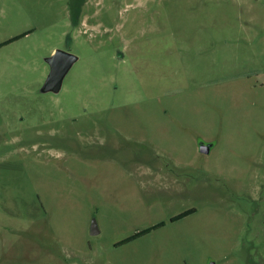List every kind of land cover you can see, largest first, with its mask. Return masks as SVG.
Listing matches in <instances>:
<instances>
[{
  "label": "rangeland",
  "instance_id": "obj_1",
  "mask_svg": "<svg viewBox=\"0 0 264 264\" xmlns=\"http://www.w3.org/2000/svg\"><path fill=\"white\" fill-rule=\"evenodd\" d=\"M0 264H264V0H0Z\"/></svg>",
  "mask_w": 264,
  "mask_h": 264
},
{
  "label": "water",
  "instance_id": "obj_2",
  "mask_svg": "<svg viewBox=\"0 0 264 264\" xmlns=\"http://www.w3.org/2000/svg\"><path fill=\"white\" fill-rule=\"evenodd\" d=\"M79 60V56L70 50L57 48L49 56L46 61L50 65V70L47 78L45 79L41 91L42 92H59L62 89L64 79L73 65ZM202 150L208 151L209 146L203 145ZM97 223L93 225V233H97Z\"/></svg>",
  "mask_w": 264,
  "mask_h": 264
},
{
  "label": "trees",
  "instance_id": "obj_3",
  "mask_svg": "<svg viewBox=\"0 0 264 264\" xmlns=\"http://www.w3.org/2000/svg\"><path fill=\"white\" fill-rule=\"evenodd\" d=\"M192 211H193V209H192V210H191V209H190V210H187V211H185V212H183V213H181V214L175 216V217L173 218V220L178 219V218H180V217H183V216L187 215L188 213H191ZM159 225H162V224H159ZM157 226H158V225H156L155 227H157ZM150 229H151V228H148V229L142 230V231H140V232H138V233H136V234L130 236L129 238L122 240L121 242L124 243V242H126V241H128V240H131V239H133V238H135V237H137V236H139V235H141V234H144V233L150 231Z\"/></svg>",
  "mask_w": 264,
  "mask_h": 264
},
{
  "label": "crops",
  "instance_id": "obj_4",
  "mask_svg": "<svg viewBox=\"0 0 264 264\" xmlns=\"http://www.w3.org/2000/svg\"><path fill=\"white\" fill-rule=\"evenodd\" d=\"M99 230V229H98ZM98 232V231H97Z\"/></svg>",
  "mask_w": 264,
  "mask_h": 264
}]
</instances>
